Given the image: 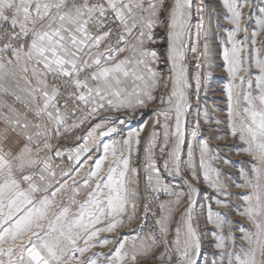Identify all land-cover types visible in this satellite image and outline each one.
<instances>
[{
  "label": "snow or ice",
  "instance_id": "1",
  "mask_svg": "<svg viewBox=\"0 0 264 264\" xmlns=\"http://www.w3.org/2000/svg\"><path fill=\"white\" fill-rule=\"evenodd\" d=\"M262 33L256 0H0V264H264Z\"/></svg>",
  "mask_w": 264,
  "mask_h": 264
},
{
  "label": "rangeland",
  "instance_id": "2",
  "mask_svg": "<svg viewBox=\"0 0 264 264\" xmlns=\"http://www.w3.org/2000/svg\"><path fill=\"white\" fill-rule=\"evenodd\" d=\"M257 4H261L264 3V0H256ZM255 27L254 22L252 24H250V31L252 28ZM260 40H264V33H262L259 37ZM221 61L219 59L216 60V63L219 64ZM212 80L210 81V88H206L205 92H207V96H205L204 92H201L200 97L201 100L203 101L201 103V110L205 107V105L209 108L212 109L214 105H219V106H223L221 104V99H222V93L220 91V89L223 86V83L226 82V74L224 73L223 69L221 68H216L213 72H212ZM217 94V96L215 95ZM196 118V113L195 111L192 112V115L189 117V121H191L192 119ZM151 117H144V118H135L133 119L130 123L125 124L123 126V130H124V135L126 136L129 130L135 131L138 128H142L145 126V124H151ZM190 131V129H189ZM221 132L226 131V129H220ZM203 137H210V147L213 153H215L217 150L221 153H223L224 156L229 157L235 164V167H231L228 165H224L222 162L220 161H213L212 163L216 166L219 167L221 169H223L225 171V174L230 172L233 175L237 174V169L240 167V163L241 161L245 162V166H246V160L247 158L243 155V154H236L235 149L232 147L233 145H235L236 147H240L239 143L237 141H234L232 138H227L226 141L225 140H220V142L216 139L215 135H213V130L210 129L207 125H204V131L202 133ZM115 139L119 140L122 137L121 136H115ZM108 138H105V140H107ZM190 139V137H189ZM232 140V141H230ZM230 141V142H229ZM215 142V144H214ZM225 142V143H224ZM72 142L70 141L69 144H71ZM218 146V149H217ZM62 163L67 164L68 161H62ZM135 163V160H134ZM166 176V182L177 186V190H180L181 186L183 185V181L180 179V177H174V176H167V174H165ZM199 187H201L203 189V192L201 193V195L198 197V201H199V205H205L207 203H209L208 201V195L211 193L210 189H207V187L205 185H199ZM233 191H239L237 189H233ZM161 200L164 199H168V197L166 196H161L160 197ZM221 211H224V209H219ZM197 211L198 212H202L203 209L201 207H197ZM229 216L234 220V221H239L241 220L240 217L235 216L233 213L229 212ZM203 219V217H201ZM139 223H143L142 221H137V224ZM246 224V222H244ZM153 227V223H152V218L149 217L148 222H147V227H145L143 229V232L139 233L140 235H147L149 233V231L152 229ZM122 231L128 233L130 232L129 229H123ZM103 251H107V249H104ZM215 249L212 248L210 245H208L207 243L204 245V248L202 250V255H201V260H200V264H205L206 261H210L213 257L211 255L212 252H214Z\"/></svg>",
  "mask_w": 264,
  "mask_h": 264
},
{
  "label": "bare ground",
  "instance_id": "3",
  "mask_svg": "<svg viewBox=\"0 0 264 264\" xmlns=\"http://www.w3.org/2000/svg\"><path fill=\"white\" fill-rule=\"evenodd\" d=\"M215 95L217 96V94H215ZM227 140H228V139H227ZM218 141L220 142V140H218ZM225 141H226V139H225ZM230 141H232V140H230ZM230 141H229V142H230ZM220 143H221V142H220ZM224 143H225V142H224ZM214 144H215V142H214Z\"/></svg>",
  "mask_w": 264,
  "mask_h": 264
}]
</instances>
